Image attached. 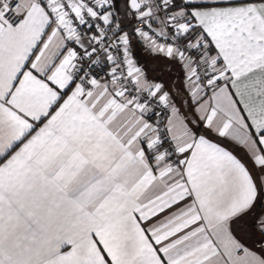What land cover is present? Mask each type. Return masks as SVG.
<instances>
[{
	"label": "snow or ice",
	"instance_id": "1",
	"mask_svg": "<svg viewBox=\"0 0 264 264\" xmlns=\"http://www.w3.org/2000/svg\"><path fill=\"white\" fill-rule=\"evenodd\" d=\"M0 264H264V0H0Z\"/></svg>",
	"mask_w": 264,
	"mask_h": 264
}]
</instances>
